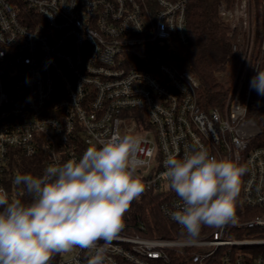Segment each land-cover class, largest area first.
<instances>
[{"label":"built area","instance_id":"built-area-1","mask_svg":"<svg viewBox=\"0 0 264 264\" xmlns=\"http://www.w3.org/2000/svg\"><path fill=\"white\" fill-rule=\"evenodd\" d=\"M191 1L0 0V189L30 203L14 183L24 161L37 164L25 174L42 175L50 164L78 161L116 132L130 134L142 140L137 176L146 192L161 195L163 219L181 234L154 235L152 218L146 223L125 214L105 264H173L172 254L190 264H264V147L253 146L264 122L248 118L259 70L253 64L257 3L218 6L229 27V64L238 63L219 74L229 85L223 106L205 110L199 80L162 55L172 40L188 42ZM200 146L246 171L233 220L205 226L192 240L171 218L182 201L162 174L169 155ZM93 254L74 247L48 264H89Z\"/></svg>","mask_w":264,"mask_h":264},{"label":"clouds","instance_id":"clouds-1","mask_svg":"<svg viewBox=\"0 0 264 264\" xmlns=\"http://www.w3.org/2000/svg\"><path fill=\"white\" fill-rule=\"evenodd\" d=\"M251 87L264 95V71L257 70ZM141 144L134 135L116 132L78 161L50 164L38 176H15L32 200H10L0 189V264H48L54 254L74 247L94 252L89 264H105L125 214L145 191L137 176ZM164 165L162 175L182 201L170 215L187 238L233 220L243 166L217 159L203 146L182 157L169 155Z\"/></svg>","mask_w":264,"mask_h":264},{"label":"trees","instance_id":"trees-1","mask_svg":"<svg viewBox=\"0 0 264 264\" xmlns=\"http://www.w3.org/2000/svg\"><path fill=\"white\" fill-rule=\"evenodd\" d=\"M221 1L230 5L234 0H192L187 13L188 42L185 44L175 39L162 49L164 57L174 62L181 70L189 71L199 80L198 99L205 110L223 106L229 85L228 80L222 81L219 74L230 71L238 63L235 58L233 64H229L232 57L230 38L227 35L229 27L219 15L218 6ZM259 1L255 0L258 17L255 18L256 44L253 64L259 63V71H264V53L261 50L264 43V7ZM246 82L243 88L246 87ZM251 109L255 111L264 109V95L258 94L254 88ZM260 121L264 122V116ZM253 146L264 147V138L255 140ZM24 163H26L22 168L24 174L28 173L27 170H33L36 164L35 161H24ZM160 198L161 195L144 191L139 200L132 202L126 215L140 216L146 223H149L148 218H152L157 229L154 235L169 237L172 236V233L169 234V230L172 229L175 236H181L174 225L163 219L159 205L156 203ZM258 213L260 214L261 211H255V214ZM172 258L173 264H190L182 256L172 254Z\"/></svg>","mask_w":264,"mask_h":264},{"label":"rangeland","instance_id":"rangeland-1","mask_svg":"<svg viewBox=\"0 0 264 264\" xmlns=\"http://www.w3.org/2000/svg\"><path fill=\"white\" fill-rule=\"evenodd\" d=\"M236 67V66H235ZM234 67V68H235ZM234 68H231L230 70L231 71H233L234 70ZM226 72H229V70L228 71H226ZM226 78H227V76H226ZM264 116V109L262 110V111H255V110H250V113H249V115H248V118H254L255 119V121L256 122H258V123H261V117H263ZM263 134H264V132H262V134H260V135H258L256 138H254L253 139V141L255 142V140H259L260 138H264V136H263ZM253 142V143H254Z\"/></svg>","mask_w":264,"mask_h":264}]
</instances>
